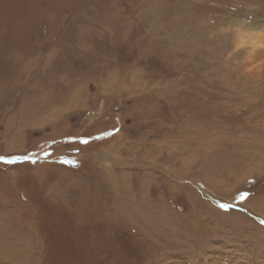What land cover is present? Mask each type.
I'll list each match as a JSON object with an SVG mask.
<instances>
[{
    "label": "rangeland",
    "instance_id": "374dc122",
    "mask_svg": "<svg viewBox=\"0 0 264 264\" xmlns=\"http://www.w3.org/2000/svg\"><path fill=\"white\" fill-rule=\"evenodd\" d=\"M170 263L264 264V0H0V264Z\"/></svg>",
    "mask_w": 264,
    "mask_h": 264
},
{
    "label": "bare ground",
    "instance_id": "6f19581e",
    "mask_svg": "<svg viewBox=\"0 0 264 264\" xmlns=\"http://www.w3.org/2000/svg\"><path fill=\"white\" fill-rule=\"evenodd\" d=\"M172 183V182H171ZM110 187L111 186H115L114 188H111V189H113L114 190V192L116 193V195H117V200H119L120 202H122V205L123 206H120L121 208H123V209H125L127 212L126 213H130V212H134V210L137 212V213H135L134 215H132V217H133V220H135L136 221V224H139V222H142V218H143V215H144V211L142 210L143 209V206H142V204L143 203H145L146 204V202L149 200V196L147 197V196H143V195H145L144 194V188L142 187V185H140L139 184V187H140V190L139 191H134V193H132V197L131 198H129V200L127 201V199H125V200H123V199H121L119 196H120V194L122 193V192H124L125 191V188H123L122 186H121V184L120 183H112V185H109ZM145 186V185H144ZM148 187H150V186H148ZM148 193V192H147ZM151 193V192H150ZM110 194H112V193H110ZM147 195H149V194H147ZM116 197V196H115ZM162 197V196H161ZM118 202V201H117ZM149 202V201H148ZM147 202V203H148ZM119 203V202H118ZM118 205V204H117ZM151 206V205H150ZM117 207V206H116ZM145 207V206H144ZM153 208H155V207H153ZM152 207H151V212H155L156 210H152L153 209ZM150 209V208H149ZM164 210H167V208L166 207H163V211ZM121 211V210H120ZM124 213V212H123ZM122 213V214H123ZM203 213V212H202ZM201 215V214H200ZM171 217V216H170ZM173 218V217H172ZM158 219V216H154V219H152L153 220V222L155 221V220H157ZM161 219V218H160ZM132 220V219H131ZM128 221V220H127ZM161 221V220H160ZM174 221V220H173ZM152 222V223H153ZM165 222V221H164ZM168 223L170 224L171 222L170 221H168ZM168 223H167V225H168ZM145 224V223H144ZM174 224V223H173ZM161 225H162V223H161ZM141 226V225H140ZM169 226V225H168ZM144 227V226H143ZM156 227V226H155ZM247 227V226H246ZM150 228V227H149ZM178 228V227H177ZM154 229V228H153ZM166 229H168V228H166ZM165 229V230H166ZM156 230V229H155ZM174 231H176L175 229H173ZM173 230H172V228H171V231H172V233H174L173 232ZM150 231V230H149ZM153 231V230H152ZM157 231H160V230H157ZM157 231H155V233L157 232ZM170 232V231H169ZM158 233V232H157ZM160 233V232H159ZM149 234V233H148ZM147 234V235H148ZM174 234H177V233H174ZM157 236V235H156ZM162 236V235H161ZM180 236V235H179ZM151 237V236H150ZM155 239H157V238H155ZM166 239V238H165ZM182 238H179L178 237V240H181ZM186 240V239H185ZM156 241V240H155ZM157 242V241H156ZM165 242V241H164ZM246 249V248H245ZM171 264V263H170Z\"/></svg>",
    "mask_w": 264,
    "mask_h": 264
}]
</instances>
